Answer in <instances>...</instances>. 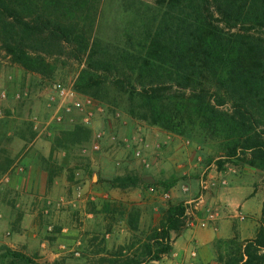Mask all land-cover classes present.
I'll return each instance as SVG.
<instances>
[{"label": "rangeland", "instance_id": "374dc122", "mask_svg": "<svg viewBox=\"0 0 264 264\" xmlns=\"http://www.w3.org/2000/svg\"><path fill=\"white\" fill-rule=\"evenodd\" d=\"M117 1L80 0L76 19L81 29L91 32V40L97 35L105 41L118 32L113 23ZM146 1L125 0V5L139 11ZM148 3L154 5L155 0ZM40 4L49 5L48 0ZM125 20L118 19L120 23ZM134 21L130 24L142 20ZM83 68L84 63L61 58L52 62L44 74L27 72L11 61L0 44V92L7 95L0 116L2 149L19 145L18 139L29 142L40 132L47 145L61 149L66 162L72 164L68 195L41 201L33 209L32 222L11 218L17 223L10 224L0 210L2 236L11 237L18 228L25 231V226L31 230L36 245L32 252L38 259L32 260L34 264H123L129 260L153 264L156 261L146 256L145 245H153L150 237L164 222L170 206L182 203L188 222L194 216L206 222L208 214L219 215L220 202L211 204L205 198L227 185L224 178L216 177V171L246 167L264 190L263 172L235 159L224 160L219 139L189 128L174 133L153 125L138 99L131 102L109 84L76 90ZM57 83L71 85L82 103L81 111L72 108L62 124L51 120L58 103L54 93ZM89 113L86 124L83 119ZM4 151L0 157L5 159L8 156ZM219 161L223 163L221 168ZM120 179L132 184L112 185ZM6 183L0 181V186ZM238 214L226 217L229 227L236 231L264 224L262 218L242 214L245 218L241 220ZM234 238L245 240L238 235ZM3 247L0 245V256ZM0 264L25 263L1 256Z\"/></svg>", "mask_w": 264, "mask_h": 264}, {"label": "trees", "instance_id": "16d2710c", "mask_svg": "<svg viewBox=\"0 0 264 264\" xmlns=\"http://www.w3.org/2000/svg\"><path fill=\"white\" fill-rule=\"evenodd\" d=\"M40 2L0 0V44L12 62L40 74L61 58L84 63L76 90L109 84L131 102L138 99L151 124L204 132L221 141L224 160L264 174V0H147L139 11L118 0L113 23L119 30L105 41L80 28V0ZM134 20L142 21L130 24ZM186 222L184 205L170 206L150 237L153 245H145L146 256H167L171 233ZM215 249L221 264H264V224L254 238L219 239ZM2 250V257L34 264Z\"/></svg>", "mask_w": 264, "mask_h": 264}, {"label": "crops", "instance_id": "0c3cea01", "mask_svg": "<svg viewBox=\"0 0 264 264\" xmlns=\"http://www.w3.org/2000/svg\"><path fill=\"white\" fill-rule=\"evenodd\" d=\"M42 134L36 132L29 142L18 139L16 143L19 145H14L12 149H2L0 145V152L5 150L8 156L5 159L0 157V162L5 160L4 165H0V176L9 175L7 183L0 186V210L10 219V224L17 223L11 218L32 222V213H35L33 209H36L41 201L68 195L72 164L66 162L61 149L47 145ZM6 158H12V161ZM20 165L24 168L21 173L17 170ZM216 177L224 178L227 185L205 198L206 202L211 204L220 202L219 215L215 220L206 222L201 216H194L191 224L183 231L171 235L170 253L153 264H183L187 261H192L193 264H221L216 259V240L230 239L236 235L243 239L256 236V225L254 229H244L240 232L229 227L226 220L229 213L254 215L257 220L264 219V190L255 183L254 173L246 167L239 170L228 168L216 171ZM13 206L19 209H13ZM25 228V231L18 228L17 234L13 232L11 237H4L0 233V245L14 251L18 249L33 261H38L32 252L36 245L31 230H28L27 226ZM190 251L196 252L195 258L190 259Z\"/></svg>", "mask_w": 264, "mask_h": 264}, {"label": "built area", "instance_id": "2783aa9c", "mask_svg": "<svg viewBox=\"0 0 264 264\" xmlns=\"http://www.w3.org/2000/svg\"><path fill=\"white\" fill-rule=\"evenodd\" d=\"M54 93L56 94V98L58 100V103L54 109L51 120H53L57 124H62L65 122V118H66L67 113L70 112L72 110V108L75 110L81 111L82 103L78 99H76L75 91L71 85H63V84L57 83L54 85ZM6 98H7L6 92L1 91L0 92V116L3 113V102H5ZM86 103L89 104L90 100H87ZM90 114L91 113L87 114L83 119V122H85L86 124L89 122V115ZM17 170L21 173L24 171V168H23V166L20 165V166H17ZM8 180H9L8 174L3 175L2 178L0 179L1 182H7ZM216 216L217 215L210 213V214H208V220L213 221V220H215ZM238 217L241 220H243L245 218L241 213L238 214ZM191 222L192 221L188 222V220H187L186 226H189L191 224ZM203 225L204 224H202V226ZM189 256H190V259L195 258L196 252L190 251ZM183 264H193V263H192V261H187Z\"/></svg>", "mask_w": 264, "mask_h": 264}]
</instances>
